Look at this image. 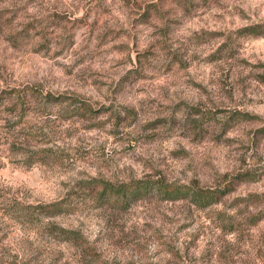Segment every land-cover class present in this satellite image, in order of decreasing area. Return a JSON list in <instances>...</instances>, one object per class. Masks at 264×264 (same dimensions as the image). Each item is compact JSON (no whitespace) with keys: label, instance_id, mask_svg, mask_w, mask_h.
<instances>
[{"label":"rangeland","instance_id":"374dc122","mask_svg":"<svg viewBox=\"0 0 264 264\" xmlns=\"http://www.w3.org/2000/svg\"><path fill=\"white\" fill-rule=\"evenodd\" d=\"M0 97V264H264V0H0Z\"/></svg>","mask_w":264,"mask_h":264},{"label":"trees","instance_id":"16d2710c","mask_svg":"<svg viewBox=\"0 0 264 264\" xmlns=\"http://www.w3.org/2000/svg\"><path fill=\"white\" fill-rule=\"evenodd\" d=\"M261 26H251L249 28L250 31H257L258 29H260ZM4 97H0V100H3ZM106 189H104L105 191ZM38 212L40 213L39 215L45 216V217H51L53 215H55V213H58L59 211H61V205L59 203H51V204H47V205H40L37 207ZM58 233L61 235L62 238L64 239H69L66 234H68V232L62 228L58 229Z\"/></svg>","mask_w":264,"mask_h":264}]
</instances>
